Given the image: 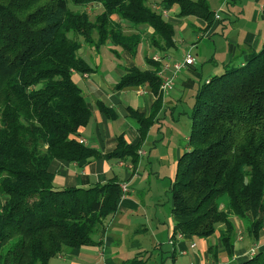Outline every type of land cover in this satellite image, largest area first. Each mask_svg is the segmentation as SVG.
<instances>
[{"label": "trees", "instance_id": "obj_1", "mask_svg": "<svg viewBox=\"0 0 264 264\" xmlns=\"http://www.w3.org/2000/svg\"><path fill=\"white\" fill-rule=\"evenodd\" d=\"M69 2L84 8L71 9ZM155 3L178 7L180 17L202 19L206 29L214 24L208 0H0V264H49L63 246L99 244L94 236L123 197L120 182L58 188L49 166L53 159L80 162L101 155L77 138L92 111L73 73L95 69L79 52L80 37L96 50L111 42L136 54L142 34L126 33L127 20L148 25L160 51L176 48L175 27ZM88 6H97L98 13L92 17ZM147 62L148 69L128 68L116 88L148 85L157 109L162 62ZM223 70L196 88L189 150L178 160L169 193L175 232L207 238L224 224L220 237L232 256L237 231L231 215L245 221L255 240L264 228V42L259 50L247 49L241 64L231 60ZM155 110L146 117L131 109L139 142L120 136L105 156L129 158L135 166ZM149 259L140 253L125 264ZM239 264H264V249Z\"/></svg>", "mask_w": 264, "mask_h": 264}, {"label": "crops", "instance_id": "obj_2", "mask_svg": "<svg viewBox=\"0 0 264 264\" xmlns=\"http://www.w3.org/2000/svg\"><path fill=\"white\" fill-rule=\"evenodd\" d=\"M235 1L232 0L231 3ZM256 2L264 6V0H256ZM168 11L166 9L167 13L164 17L174 27L176 24L183 22L185 17L178 16V12L175 16H169ZM195 19L194 23L188 22L194 31L196 29L204 32L211 30L212 27L205 28V21L197 17ZM257 19V15H254L253 21ZM115 20L118 21L119 18ZM216 23L214 24L217 25ZM123 24L126 33L140 32L142 34L141 42L146 37L148 49L143 50L142 59L144 61L140 65L136 64L134 60L139 52L140 45L136 54L123 50L127 64H115L116 79L108 80L102 76L103 86H94L98 84L96 82H93L92 86H88V94L91 95V100L87 99V102L92 111V117L86 126L79 129L77 138L79 141L84 139L83 143L85 145L97 149L101 155L80 162L53 159L49 169L54 174V184L58 188L90 187L114 178L120 184L128 183L129 189L126 195L121 198L117 211L94 236L99 244L82 248L63 246L61 253L56 257L63 260L64 264H125L126 260L132 258L128 257L129 254L133 253L131 247L133 246L138 250L143 249L146 238L151 235L150 240L153 241V244H158L159 248H162L167 241L170 243V240H173L168 244L170 247L173 245L171 247L173 250L166 252L167 256L162 255L164 259L169 257L172 264H205L207 261H213L215 264H239L247 259L249 249L255 244H259L260 248L258 250L264 249V228L260 232L259 238L255 240L247 231L245 221L238 218L235 222L237 235L234 241V252L230 256L220 237V230L225 228L224 224L218 227L215 234L207 238L180 237L178 236L179 232L174 230L176 217L172 213L171 197L168 199L171 201L170 212L163 211L160 204L162 192L166 193L167 188H170L173 182L180 156L186 150H189L190 133L187 130L190 128L191 131V122L189 127L188 122L184 121L183 125L186 127L187 133L178 134L176 141H173L171 134L167 137L168 132L164 129L163 124V121L168 118V113L165 111L166 109L171 111L173 124L175 122L181 123V117H176L175 112H177L181 98L185 94L183 89L194 88L196 92L198 84L203 81L201 80L202 70L199 73L195 69L194 63L186 67V69L192 70L193 74L199 77L198 79L190 76L183 77L182 72H180L176 78L174 88L162 96L161 107L157 109L154 104L158 97L148 85L116 88L121 76L131 66L136 65L142 69L150 68L147 60L156 53L162 54L167 61L179 60L174 59L172 56L174 48L162 52L152 45L150 37L152 29L150 27L141 31L133 26L126 25V22H123ZM141 46L143 48V43ZM237 46L239 47V45ZM246 46L256 49L254 41ZM244 47L245 45L240 46V52L244 51ZM94 51L99 53L100 49H94ZM83 57L90 63L86 55H83ZM94 68V72L99 70L98 67ZM75 73L77 72L73 73V79L76 81L74 78ZM92 74L93 72L81 74V77L86 80ZM99 103H103L108 112L103 111ZM131 109L144 114L146 117L150 116L156 109L154 123L140 145L139 160L135 166L132 165L129 158L122 160L105 156L117 148L120 136L129 144L139 142L140 125L133 116ZM162 115H164L163 119L161 118ZM189 121L191 120L189 119ZM148 202L156 205L154 211L149 210ZM245 234H247L250 244L245 243ZM129 236L133 238L131 241L127 240ZM134 252H136V255L140 253L148 254V251L144 250ZM169 254L171 257L168 256ZM56 257L51 258L49 264H53ZM180 258L184 260L182 263H180Z\"/></svg>", "mask_w": 264, "mask_h": 264}, {"label": "rangeland", "instance_id": "obj_3", "mask_svg": "<svg viewBox=\"0 0 264 264\" xmlns=\"http://www.w3.org/2000/svg\"><path fill=\"white\" fill-rule=\"evenodd\" d=\"M211 8L214 10V23L217 22V25H213L209 32L204 31H194L193 28L189 25V23H194L196 21L195 17L188 16L183 18V22L180 24H176L175 26V39L177 41V47L174 48L172 56L174 59L182 60L183 57L190 52L191 55L194 57V66L195 69L198 70L200 73L202 70V79L206 81L210 77L214 75H218L223 73L224 65L232 60L233 64H241L243 60L246 59V52L249 48L248 45L252 41L255 43L256 49H261L264 42V19L262 15V4L256 2V0H236L235 2L231 3V0H208ZM68 6L74 10H83L84 7L76 6L71 2L68 3ZM154 6V5H152ZM98 7L91 9V7H87V10L91 11V16L97 14L95 12ZM169 16H175L178 12V7L168 9ZM95 13V14H94ZM219 17H217V15ZM257 15L258 19L253 21V16ZM126 22V25L133 26L141 31L147 29L148 25H138L134 26L127 20H123ZM189 22V23H188ZM138 30V31H139ZM73 35V33H72ZM144 38V36H143ZM82 41V47L80 49V54L83 56L86 55L87 59L90 60V64L93 67H98L99 70L97 72H93V74L84 80L82 78L81 73H75L74 78L78 85L82 88L85 96L88 100H91V95L88 94V86H92L93 82L98 83V86H103L102 83V76L108 80L116 79L115 77V64L126 65L127 60L124 57V51L120 47L113 45L111 42H107L100 48L99 53L94 51L95 47L89 44H86L83 41V38L80 37ZM143 43V48H141ZM239 45V47L237 46ZM245 45L244 51L240 52V46ZM235 49L233 50V48ZM147 38L143 39V42L140 44L139 52L134 57L136 64L140 65L143 63V50H147ZM246 50V51H245ZM159 54V53H156ZM120 55V56H119ZM155 55V54H154ZM162 56V54H160ZM163 57V56H162ZM181 57V58H180ZM163 59H165L163 57ZM167 59V58H166ZM169 61V60H168ZM177 61V60H174ZM172 62V61H171ZM183 68L182 69V76L183 77H193L194 79H198L199 77L193 74L192 70H188ZM115 77V78H114ZM82 78V79H80ZM91 89V87H90ZM160 89V88H159ZM185 91L184 96L181 98V102L179 103V108L177 109L176 117H181V123L175 122L172 123V115L171 111L166 109L167 112V119L163 121L164 129L168 132L167 137L171 134L173 141H176L179 135H183L185 133H190V128L186 132V127L183 125L184 121L188 122L190 127L189 121V113L191 112V108L194 104V94L195 89H183ZM92 91V89H91ZM161 92V91H160ZM162 96V92L160 93ZM175 97V96H174ZM178 98V97H177ZM184 111H186L184 113ZM180 114V115H179ZM164 118V115L161 117ZM169 197L171 194L169 193V188H167L166 193L162 192V197L160 204L162 206V210L166 212H170V203ZM149 210L154 211L156 205L154 203H147ZM147 208V207H146ZM231 218L234 222L237 221V217L231 215ZM240 224H242L240 222ZM220 225H218L219 227ZM242 226V225H241ZM237 228V227H236ZM244 232V231H243ZM152 233V232H151ZM150 233V234H151ZM149 234V235H150ZM181 234V233H179ZM178 234V236H179ZM181 237H183L181 235ZM150 237L146 238L143 249H136L135 247H131V251L133 253L129 254L128 257H133L136 255L134 251H148L150 255V259L146 264H172V261L169 257H165L164 261H162V255H166V252L172 251L173 249L168 245L169 241L166 244H163L162 248H159L158 244H153V241L150 240ZM133 238L129 236L127 240L131 241ZM247 234H245V243L250 244ZM259 244H255L252 249H254L255 253L259 249ZM136 249V250H135ZM251 249L248 251V257L252 255ZM251 255H250V254ZM170 256V254L168 255ZM171 257V256H170ZM170 259V260H169ZM184 260L180 258V263ZM63 260L56 257V260L53 261V264H61ZM68 263V262H67ZM191 264V263H189ZM205 264H215L213 261H207Z\"/></svg>", "mask_w": 264, "mask_h": 264}, {"label": "built area", "instance_id": "obj_4", "mask_svg": "<svg viewBox=\"0 0 264 264\" xmlns=\"http://www.w3.org/2000/svg\"><path fill=\"white\" fill-rule=\"evenodd\" d=\"M153 8L160 9V11L163 13V15H166V9H163L158 4H153ZM262 9H264V6H262ZM217 17H219L218 14H216ZM152 59L155 61H161L162 66L161 69L158 71V75L161 77V84H160V91L162 92L163 96L169 92L172 88H174L176 78L178 77V74L182 71L183 68L188 67L194 63V57L191 55L190 52H187V54L183 57L182 60L177 61H167L163 59V57L160 54H155L152 56ZM80 142H84V139H80ZM121 185L122 190V196L124 197L126 193L128 192V183H123ZM181 237V234H179ZM173 242V240H170ZM195 246V244H193ZM253 248V247H252ZM251 248V253L253 256L255 254L254 249Z\"/></svg>", "mask_w": 264, "mask_h": 264}]
</instances>
